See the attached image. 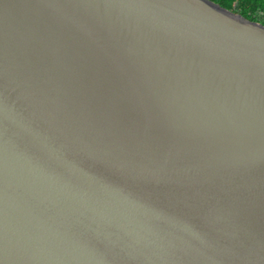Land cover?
<instances>
[{
	"label": "water",
	"instance_id": "obj_1",
	"mask_svg": "<svg viewBox=\"0 0 264 264\" xmlns=\"http://www.w3.org/2000/svg\"><path fill=\"white\" fill-rule=\"evenodd\" d=\"M0 264H264V26L0 0Z\"/></svg>",
	"mask_w": 264,
	"mask_h": 264
},
{
	"label": "trees",
	"instance_id": "obj_2",
	"mask_svg": "<svg viewBox=\"0 0 264 264\" xmlns=\"http://www.w3.org/2000/svg\"><path fill=\"white\" fill-rule=\"evenodd\" d=\"M209 1L213 2V0ZM214 4L250 22L264 26V0H220Z\"/></svg>",
	"mask_w": 264,
	"mask_h": 264
},
{
	"label": "snow or ice",
	"instance_id": "obj_3",
	"mask_svg": "<svg viewBox=\"0 0 264 264\" xmlns=\"http://www.w3.org/2000/svg\"><path fill=\"white\" fill-rule=\"evenodd\" d=\"M213 2H214V3H218V2H220V0H213Z\"/></svg>",
	"mask_w": 264,
	"mask_h": 264
}]
</instances>
